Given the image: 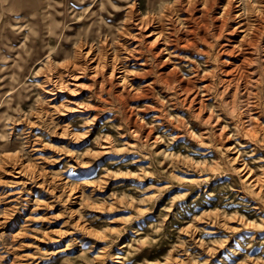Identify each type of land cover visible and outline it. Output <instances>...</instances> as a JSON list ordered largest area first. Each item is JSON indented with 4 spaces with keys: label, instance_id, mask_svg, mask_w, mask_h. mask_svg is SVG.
<instances>
[{
    "label": "clouds",
    "instance_id": "1",
    "mask_svg": "<svg viewBox=\"0 0 264 264\" xmlns=\"http://www.w3.org/2000/svg\"><path fill=\"white\" fill-rule=\"evenodd\" d=\"M0 188V264H264V0H0Z\"/></svg>",
    "mask_w": 264,
    "mask_h": 264
},
{
    "label": "rangeland",
    "instance_id": "2",
    "mask_svg": "<svg viewBox=\"0 0 264 264\" xmlns=\"http://www.w3.org/2000/svg\"><path fill=\"white\" fill-rule=\"evenodd\" d=\"M230 40H234L235 37H230L229 38ZM182 51H187L186 49H182ZM134 103H142V102H134ZM61 143H67L66 141H60ZM102 159H106V157L102 158ZM6 179H13V177H5ZM29 188V191L32 192L33 194L37 191L41 192L43 194V190L42 189H38L36 188L35 186L33 185H29L28 186ZM111 189V184H109V189ZM6 192L5 189L3 188H0V195L4 194ZM45 196V198H48L50 199V197L47 196V194H43ZM9 199H13V197H9ZM4 207H11V205H8V204H0V208H4ZM31 203L29 202V206L27 209H24L22 210L21 212H18L16 214V216H14L12 218V220L9 221V223L7 225H5V227L3 229H0V231H6V232H15L18 230V227L19 225H21L22 223L25 222V217L28 216V215H32V212H31ZM70 207H72V205H70ZM61 209H60V206L58 205L56 207V209H54L55 212H59ZM36 215H51V213H46L44 211H40V212H37ZM61 223H63V221H56L54 224H52L51 226H49L48 224H44V227L45 228H48V227H52V228H55L57 226H59ZM25 243H36V244H39V246L41 248H44V249H48L49 251H52V250H56L58 249L60 246L58 245H52V244H43V243H40L39 241H31V240H26L24 241ZM63 243V242H62ZM25 252H33L34 249H25L24 250ZM158 252V249H145L143 253H141V256H148L149 258L155 256ZM56 259L58 260L59 257H56ZM217 259L220 260V264H231V257H228V256H221V254H218L217 256Z\"/></svg>",
    "mask_w": 264,
    "mask_h": 264
}]
</instances>
